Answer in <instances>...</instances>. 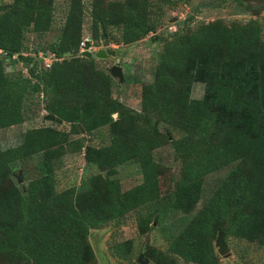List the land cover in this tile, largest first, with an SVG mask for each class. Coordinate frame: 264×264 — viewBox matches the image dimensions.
<instances>
[{
  "label": "trees",
  "instance_id": "trees-1",
  "mask_svg": "<svg viewBox=\"0 0 264 264\" xmlns=\"http://www.w3.org/2000/svg\"><path fill=\"white\" fill-rule=\"evenodd\" d=\"M182 1L94 0L90 41L83 42L82 0H68L58 37L35 56L23 55L26 34L51 31L54 0L0 4V131L25 122L33 97L57 126L29 128L19 145L0 149V264H92L90 231L135 211L143 230L156 219L166 243L165 250L149 249L153 264H218L219 233L224 241L234 236L264 247V27L257 19L264 0H233L252 12L245 22L216 19L188 28L186 19L173 32L153 36L162 47L152 80L142 86L140 111L113 97L115 78L96 58L81 56L83 44L103 35L106 44L129 46L156 34L161 6ZM39 53L56 59L45 66ZM18 60L26 74L6 73V63ZM194 83L205 86L200 99L191 97ZM160 125L181 136L169 139ZM103 129L106 140L98 145L69 140L73 132L91 136ZM167 144L179 171L163 204L155 205L160 197L148 159ZM62 148L83 150L86 164L104 173L59 191L52 154ZM38 154L44 159L39 175L17 186L14 169ZM129 164H139L145 180L123 192L116 170ZM224 168L229 172L180 231L161 227L170 215L190 212L204 177ZM146 205L153 206L137 211ZM132 247L130 241L117 245L113 254L131 260Z\"/></svg>",
  "mask_w": 264,
  "mask_h": 264
},
{
  "label": "rangeland",
  "instance_id": "rangeland-1",
  "mask_svg": "<svg viewBox=\"0 0 264 264\" xmlns=\"http://www.w3.org/2000/svg\"><path fill=\"white\" fill-rule=\"evenodd\" d=\"M110 1V0H109ZM112 1V0H111ZM118 1V0H113ZM10 0H0V4L8 3ZM154 3L159 4V0H153ZM83 3V42L90 41L89 26L90 13L94 0H82ZM54 21L50 32L43 36H38L35 33L28 32L25 37L26 51L24 56L30 54L35 56L34 50L37 48H45L58 37L60 30L65 21V15L68 9V0H54ZM257 6L255 10H259ZM163 15L158 21L156 34H149L139 42L129 45H115L113 43H105L107 36L104 39H99L97 42H91L90 45H82L80 52L90 51L95 53L100 49H114L116 51L115 58L96 59L97 66L100 69L109 71L110 67L120 61L123 81L118 83L115 79L116 87L114 89L113 97L120 102L129 106L130 108L140 111V95L142 86L152 80V72L155 66L156 53L161 49L162 45L152 42V37L161 35L162 33L173 32L180 27L182 22L188 20V28H193L199 23H207L216 19H221L225 23L245 22L252 18V12L244 10L237 5L233 0H184L182 2H175L173 4H165L160 9ZM176 18V22L169 21ZM257 19L264 27V6L260 9ZM164 35V34H163ZM264 38V29H263ZM37 56V55H36ZM42 56L44 65H49L48 62L50 54L39 53L38 57ZM13 58H16L14 56ZM44 59H48L46 62ZM22 61H15L14 64L5 65L6 73L12 74L15 72H22L26 74V68L22 65ZM205 91L204 84L194 83L192 86L191 97L193 99H200ZM45 111L43 104L39 99L33 97L27 102L25 122L14 128L0 131V149H6L12 146H17L22 142L23 133L29 128H39L46 126H53L52 122L45 119ZM114 118L116 115L113 116ZM59 129L70 132L69 125L61 124ZM161 132L168 135L169 139H177L181 133L177 131L167 130V127L160 125ZM106 131L100 130L91 136L85 134L70 133L69 140H82L85 145H98L102 140H106ZM54 159V171L57 182V189L59 191L70 188L79 187L82 181L93 174L104 173L96 166H89L86 164L82 151L75 154H67L65 148H62L56 154ZM43 156L41 154L33 156L24 166H16L14 169V180L17 186L24 187L28 181L39 175L41 167H43ZM149 173L157 180L156 185L159 191V199L154 202L155 205H162L165 195L172 191V178L179 171L178 163L174 160V154L169 144L154 150L148 159ZM230 168H224L208 176L202 180L201 189L199 191L198 199L196 200L190 212H178L173 216H169L161 227L171 226L174 232L177 233L189 221V219L203 206V204L212 195L215 187L229 172ZM116 178L119 180L121 189L126 192L140 184L145 180L142 168L139 164H129L118 167L116 170ZM17 178H21L22 183L19 184ZM149 205L141 208V213L146 209L152 208ZM137 212H132L126 215L125 218L119 221L111 222L98 229H93L89 234V242L94 251V261L92 264H137L136 260L139 255H143L142 260L146 264H153L149 258V249L157 248L158 250H165L166 243L159 234L157 221H153L146 229H142L141 224L137 221ZM155 223V225H154ZM143 230V232L141 231ZM132 243L131 260H122L113 254L112 248L117 245H122L126 242ZM216 242V241H215ZM225 243L231 253L230 258L225 259L220 257L218 264H264V247L256 244H248L238 240L234 236H228ZM177 264H186L181 260H177Z\"/></svg>",
  "mask_w": 264,
  "mask_h": 264
},
{
  "label": "water",
  "instance_id": "water-1",
  "mask_svg": "<svg viewBox=\"0 0 264 264\" xmlns=\"http://www.w3.org/2000/svg\"><path fill=\"white\" fill-rule=\"evenodd\" d=\"M176 18L171 19L169 22L170 23H174L176 22ZM104 36H102L101 39H104ZM90 40V39H89ZM82 57H86V58H91L94 57L96 59H107V58H115L116 57V51L114 49H100L98 51H96L95 53H91L90 51L86 50V51H82L80 52ZM109 74L111 77L118 79V83L123 81V75L121 72V66H120V61L117 60L116 64L113 65L112 67H110L109 69ZM18 183L21 184V178H18ZM155 225V223H154ZM215 248H216V252L219 255V257H223L225 259L230 258L231 253L229 251V248L227 247L225 241H224V234L223 233H219V235L216 238V242H215ZM143 255H139V257L137 258L136 262L137 264H146V261L142 260Z\"/></svg>",
  "mask_w": 264,
  "mask_h": 264
},
{
  "label": "built area",
  "instance_id": "built-area-1",
  "mask_svg": "<svg viewBox=\"0 0 264 264\" xmlns=\"http://www.w3.org/2000/svg\"><path fill=\"white\" fill-rule=\"evenodd\" d=\"M55 59L56 58L53 55H50L49 60L48 59H44V61L46 62L48 60V62H51L52 60H55ZM82 152H83V150H82Z\"/></svg>",
  "mask_w": 264,
  "mask_h": 264
},
{
  "label": "crops",
  "instance_id": "crops-1",
  "mask_svg": "<svg viewBox=\"0 0 264 264\" xmlns=\"http://www.w3.org/2000/svg\"><path fill=\"white\" fill-rule=\"evenodd\" d=\"M15 127H16V126H15ZM12 128H14V127H12ZM12 128H11V129H12ZM23 134H24V133H23ZM12 147H14V146H12Z\"/></svg>",
  "mask_w": 264,
  "mask_h": 264
}]
</instances>
